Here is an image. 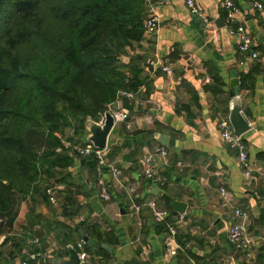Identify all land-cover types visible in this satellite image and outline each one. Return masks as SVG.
<instances>
[{
	"label": "crops",
	"instance_id": "0c3cea01",
	"mask_svg": "<svg viewBox=\"0 0 264 264\" xmlns=\"http://www.w3.org/2000/svg\"><path fill=\"white\" fill-rule=\"evenodd\" d=\"M232 1L239 8L234 24L224 0H195L205 24L186 0H147L148 13L154 9L161 26L156 35L145 27L141 43L120 57L128 61L123 63L127 76L139 72L142 83L122 90L132 97L117 95L127 119L115 124L107 143L120 179H113L108 168L99 174L94 159H76L61 146L58 153L71 159L67 167L53 177L44 169L27 196L12 192L13 206L1 226L0 264H20L33 251L44 253L40 264H54L56 253L67 258L68 246L79 252L82 237L76 227L108 247L86 249L89 258L82 264H172L176 257L178 264H264V0L263 10L249 0ZM240 25L251 34L257 58L242 53L230 32ZM165 66L173 73H166ZM233 71L239 73L242 114L252 126L242 137L248 169L218 127L219 117H229ZM63 133L73 137L75 131L68 127ZM158 134L168 138L166 147ZM161 149L169 153L166 162L158 156ZM149 153L160 177L155 183L144 176ZM223 186L228 196L221 193ZM152 187L159 196L150 193ZM152 198L163 208L174 201L185 204L183 221L176 222L181 214L171 208L173 218L157 222L147 205ZM237 209L248 216L245 249L228 241ZM37 229L42 239L35 238ZM31 239L38 244L29 246Z\"/></svg>",
	"mask_w": 264,
	"mask_h": 264
},
{
	"label": "trees",
	"instance_id": "16d2710c",
	"mask_svg": "<svg viewBox=\"0 0 264 264\" xmlns=\"http://www.w3.org/2000/svg\"><path fill=\"white\" fill-rule=\"evenodd\" d=\"M147 16V0H0V237L12 192L71 163L54 133L73 127L82 143L88 117L142 83L119 58Z\"/></svg>",
	"mask_w": 264,
	"mask_h": 264
},
{
	"label": "built area",
	"instance_id": "2783aa9c",
	"mask_svg": "<svg viewBox=\"0 0 264 264\" xmlns=\"http://www.w3.org/2000/svg\"><path fill=\"white\" fill-rule=\"evenodd\" d=\"M253 6L258 10H263V4L260 0H249ZM186 3L191 10V13L198 15L204 19L205 24H209L205 14L202 9L197 6L195 0H186ZM224 8L227 10V18L229 23L234 24L237 19V14L239 13V8L232 0H224ZM146 29L156 35L161 26L160 20L156 15L154 9L150 10L146 18ZM232 27V26H231ZM230 32L236 35L240 41V51L242 53L252 52L253 39L251 34L247 31L244 25L237 26L236 28H231ZM252 57L257 58L258 54L252 52ZM163 70L166 73L172 74V70L169 67H163ZM118 95H123L127 97H132L131 94L120 91ZM107 111L111 112L114 116L115 123L124 122L127 119L128 110L121 107V100L118 98L116 101L110 103L107 106ZM105 113L100 115L99 123L104 124L105 122ZM218 127L221 132V138L225 144H227L231 149H233L239 159V162L245 169L249 168L248 162V152L246 145L243 142L242 137H236L233 134V129L230 125V122L227 118L219 117ZM54 136L61 142L63 149L71 153L76 159L83 158H92L97 164V170L99 174H102L106 168L111 172L113 179L119 180L121 175V170L119 167L109 160V150L98 149L93 144L87 143L83 144L81 142L71 141L66 137L62 132H55ZM162 162H166L169 159V153L166 149H161L158 153ZM144 176L146 180L153 183L160 180L158 170L156 168V161L152 154H147L144 158ZM248 175L249 172H246ZM221 193L224 196H228V191L225 186L221 188ZM103 196L106 200L109 199V195L106 191L103 192ZM50 203L53 207L58 206V200L55 196H50ZM148 207L152 211V214L155 220L159 223L167 222L173 218V212L169 208H163L161 202L157 198H152L147 203ZM184 219V215H179L177 218V223H181ZM247 224L248 216L242 210L237 209L234 211L232 224L228 232V241L230 244L235 246L237 249H245L249 246L250 241L247 237ZM172 235L176 234V230L173 228V224L170 226ZM38 240L31 239L28 241L29 246L37 245ZM79 256L82 263L86 262L89 258L88 253L86 252V243L81 240L78 243ZM44 256V253L41 251H33L29 253L28 256L20 262V264H40Z\"/></svg>",
	"mask_w": 264,
	"mask_h": 264
},
{
	"label": "water",
	"instance_id": "95a60500",
	"mask_svg": "<svg viewBox=\"0 0 264 264\" xmlns=\"http://www.w3.org/2000/svg\"><path fill=\"white\" fill-rule=\"evenodd\" d=\"M222 25H225L223 21L221 20ZM217 24H219V21H217ZM122 63H127V59L120 58ZM231 81L229 84L230 88V103H229V117L228 120L230 122V125L233 129V134L236 137H243L245 134H247L251 129L252 126L249 124V122L246 120L244 115L242 114V99H241V88H240V81H239V73L237 71H233L231 73ZM105 122L104 124H100L99 122L92 119V117H88L86 122V131L88 132V135L82 138V143L87 144L91 143L98 149H106L109 135L111 134L113 128L115 127V119L111 112L107 111L105 113ZM156 139L161 143L163 146L168 145V138L162 134L156 135ZM147 187H150V184L147 185ZM150 193L159 196L160 190L156 187H152L150 190ZM164 199L165 196H162ZM171 208L175 215L183 214L186 212L187 206L181 202L174 201L171 203ZM80 227H76L77 230H79L80 235L82 237V240L86 243V245L93 249L94 251H97L99 249H108L107 245L97 243V241L93 238H89L85 235V233L79 229ZM44 233L42 229H37L35 231V238L36 239H42L44 237ZM67 258H58V254H54L55 260L54 264H82V261L79 256V252L77 249H75L73 246L67 247ZM178 257H176L172 264H178Z\"/></svg>",
	"mask_w": 264,
	"mask_h": 264
},
{
	"label": "rangeland",
	"instance_id": "374dc122",
	"mask_svg": "<svg viewBox=\"0 0 264 264\" xmlns=\"http://www.w3.org/2000/svg\"><path fill=\"white\" fill-rule=\"evenodd\" d=\"M44 15H45L46 17H48V12H45ZM61 30H62V27H61V26H59V27L51 26V28H50V34L52 35L54 32H56V33H57V32L60 33Z\"/></svg>",
	"mask_w": 264,
	"mask_h": 264
}]
</instances>
